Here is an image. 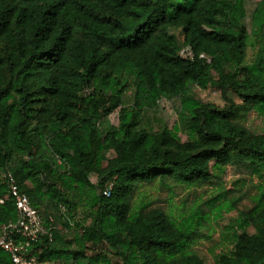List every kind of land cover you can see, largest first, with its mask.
Wrapping results in <instances>:
<instances>
[{
    "label": "trees",
    "instance_id": "obj_1",
    "mask_svg": "<svg viewBox=\"0 0 264 264\" xmlns=\"http://www.w3.org/2000/svg\"><path fill=\"white\" fill-rule=\"evenodd\" d=\"M245 15L244 0H0V197L9 171L51 234L33 245L41 262L111 264L98 251L104 245L122 264H204L190 250L198 228L146 204L132 212L131 198L165 178L207 183L225 164L264 170V134L240 120L264 108V0L254 5L250 32ZM249 45L255 53L246 63ZM128 75L129 107L122 103ZM194 84L217 87L227 105L199 102L185 91ZM227 89L242 102L227 98ZM180 93L190 136L149 134L140 109ZM116 108L118 125L101 128ZM92 172L98 191L84 225L70 191L91 187ZM15 217L7 198L0 226ZM75 224L71 252L62 233ZM238 229L215 264H264V193L241 212ZM0 264H12L1 248Z\"/></svg>",
    "mask_w": 264,
    "mask_h": 264
},
{
    "label": "rangeland",
    "instance_id": "obj_2",
    "mask_svg": "<svg viewBox=\"0 0 264 264\" xmlns=\"http://www.w3.org/2000/svg\"><path fill=\"white\" fill-rule=\"evenodd\" d=\"M231 1V0H224ZM258 0H244V23L250 32V16ZM179 37V35H178ZM255 53L254 46H247L245 62L252 61ZM234 64L224 67L226 72H232ZM131 76L128 75L123 93V105H132L133 87L130 85ZM186 93L199 102L209 103L218 108L226 106V101L220 90L211 85L200 87L196 84L189 86ZM182 93L171 98H159L153 107L140 109V125L149 134L162 129L176 133L181 140H186L191 133L190 115L181 108ZM226 97L235 103L242 100L231 89L226 90ZM241 123L253 134H264V108L251 107L243 117ZM118 125V108L102 117L99 126ZM1 175V172H0ZM91 187L70 191L73 201V216L84 225L91 223V199L93 192L97 194L98 178L95 172L90 173ZM27 185L29 183L27 182ZM264 193V170L252 172L245 166L221 165L213 169L212 179L203 184H184L172 178L155 180L152 183L140 185L131 198V210L134 212L141 205L158 207L165 211L176 222H183L190 229L198 228L200 235L190 246L204 264H215L216 255L229 252L233 247V236L239 232L238 217L247 210L257 196ZM201 210L206 211L202 218ZM78 230L75 224L62 238L73 252L76 249L75 233ZM248 233H253L255 228L250 225L246 228ZM103 255L110 259L111 264H122L121 259L114 255L106 246L98 248ZM85 255L91 254L90 250ZM44 264H76L73 260L56 259L46 261ZM98 264V263H95Z\"/></svg>",
    "mask_w": 264,
    "mask_h": 264
},
{
    "label": "built area",
    "instance_id": "obj_3",
    "mask_svg": "<svg viewBox=\"0 0 264 264\" xmlns=\"http://www.w3.org/2000/svg\"><path fill=\"white\" fill-rule=\"evenodd\" d=\"M7 192L0 197V203L11 198L16 209V217L0 226V248L8 253L12 264H44L33 252V245L40 235L51 234L43 225L38 211L31 205L26 193L20 190L11 172H4ZM108 195V189L102 190Z\"/></svg>",
    "mask_w": 264,
    "mask_h": 264
}]
</instances>
